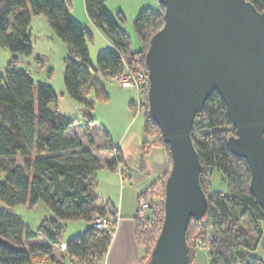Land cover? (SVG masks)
<instances>
[{"label":"trees","instance_id":"16d2710c","mask_svg":"<svg viewBox=\"0 0 264 264\" xmlns=\"http://www.w3.org/2000/svg\"><path fill=\"white\" fill-rule=\"evenodd\" d=\"M106 1L85 0L88 16L113 44L112 48L98 53L94 66L87 44L91 30L73 18L67 0H0V46L13 53L0 77V171L5 174L0 181V200L9 206L25 203L34 206L43 201L55 215L44 219L33 231L18 215L1 211L0 237L7 243L0 244V264H30L33 254L39 255L40 260L44 258L47 264H65L66 256L75 264H97L107 254L119 212L111 201L98 205L95 179L101 168L116 170L125 162L122 150L113 144L109 131L103 128L105 142L101 149L114 154L112 159L95 154L92 139L85 145L78 134L67 137L75 119L58 110L54 88L47 83L36 84L28 72L17 68L18 55L33 52L30 32L33 14L45 15L54 34L67 44L66 91L84 109V130L90 132L96 123L92 115L95 103L86 95L94 90L97 100L107 96L97 76L115 79L128 68L147 72L145 53L152 36L165 22L163 6L161 10H141L134 20L135 36L140 43L139 49H135L132 37L121 25L125 15L111 14ZM249 1L264 11V0ZM147 93L148 86H144L140 105L134 100L129 102L131 110L143 111L146 117L142 156L152 146L159 145L166 149L170 161L169 146L149 115ZM197 130L202 131L200 137L194 134ZM235 133L226 105L215 91L196 115L192 129L204 167L201 181L208 194L209 208L203 219L192 217L190 220L189 264H197L196 248L203 247L208 248L210 264H264L263 257L252 253L259 247L264 250L261 226L264 209L249 188L251 173L247 160L236 156L228 147L227 139ZM213 169L228 181V192H208L203 174ZM167 173L138 197V205L144 197L150 203L145 217L140 216V207L137 213L136 237L145 249L141 263L150 257L161 231ZM157 212L161 217H157ZM104 216L114 219L109 230L98 229L93 224L95 219ZM74 220H84L89 226L84 234L65 241L61 222ZM40 235L45 243L26 247V241ZM62 243H66L62 258H56L53 246L60 247Z\"/></svg>","mask_w":264,"mask_h":264},{"label":"water","instance_id":"95a60500","mask_svg":"<svg viewBox=\"0 0 264 264\" xmlns=\"http://www.w3.org/2000/svg\"><path fill=\"white\" fill-rule=\"evenodd\" d=\"M158 1L165 22L145 53L147 99L171 162L161 231L141 264H189L190 220L209 208L192 129L215 91L236 130L228 147L247 160L249 188L264 209V11L249 0Z\"/></svg>","mask_w":264,"mask_h":264},{"label":"rangeland","instance_id":"374dc122","mask_svg":"<svg viewBox=\"0 0 264 264\" xmlns=\"http://www.w3.org/2000/svg\"><path fill=\"white\" fill-rule=\"evenodd\" d=\"M71 2L73 6L72 12L77 16L78 20L84 24L85 21L81 15V11L85 12L83 0H71ZM141 3H143V5H140ZM147 4H150L154 10L162 9V5L158 0H108L106 5L114 16H117L119 12L117 9L118 6L123 8L125 20L121 22V25L122 28L132 36L135 48L139 46V42L135 36L134 20L142 10L140 8H146ZM70 10H72L71 7ZM91 30L92 33L87 39V44L90 50L91 62L96 66L98 53L107 49L104 47L105 38L92 26ZM30 32L33 41V52L31 54H19L17 68L28 72L36 84L42 82L51 85L58 96V110L75 119V124L71 128V131H82L87 142L90 139L94 141L95 154L103 157H106V155L109 156L107 152L101 149V146L104 144L102 131L94 126L90 132H85V111L66 91L64 82V59L69 55L66 42L54 34L46 16L43 14H33ZM50 32L53 33L52 36L55 37L54 40L49 37ZM12 57L13 53L8 48L0 46V77L4 74L8 62ZM93 74H96L94 70ZM97 77L101 85L105 88L107 96L104 100H97L94 90H90L87 93L86 98L95 103L92 115L96 119V123L99 125L98 127L109 131L113 144L117 145L120 142L121 145L123 142L125 148L127 147V158L130 161L131 159L135 160L137 154L141 155V144L146 121L143 111L135 113V111L129 108V102L131 100L138 101V95L133 89L122 87L114 78ZM194 134L200 137L202 131L197 130ZM157 137L159 140V134ZM112 142L110 144H112ZM147 167L150 168L149 165ZM4 177L5 174L0 171V181L3 180ZM203 181L208 187L209 193L228 192L230 190L228 181L218 170H208L203 174ZM132 184H134V182L130 181L129 177H126L123 183H121V181L117 182L116 178L111 176V172L108 168H101L97 172V177L95 179V191L105 199L107 198L105 194H110L113 201L119 204L117 201H120V199L122 200V197L126 198L125 201L127 200L129 190L132 189ZM151 186L152 184L146 190ZM144 199L147 201L145 197ZM147 203L150 205L149 201H147ZM1 211L18 215L33 231L39 228L44 219H51L55 216L53 211L43 201H39L34 206H31L29 203L9 206L0 200V212ZM157 211H160V207L157 208ZM158 212L157 217H161V213ZM61 224L64 225L62 237L65 241L84 234L89 226L84 220L62 221ZM261 226L264 232V221L261 223ZM194 235L195 233L192 235V239ZM45 242V238L40 235L39 238L28 240L25 243L26 247H28L32 243ZM53 250L55 257L61 259L63 255L61 246H53ZM253 254L264 258L262 247L255 250ZM196 258L197 264H210L208 251L204 247L196 248ZM64 263L75 264L68 256L65 257ZM30 264L47 263L44 258L40 260L39 255L33 254Z\"/></svg>","mask_w":264,"mask_h":264},{"label":"crops","instance_id":"0c3cea01","mask_svg":"<svg viewBox=\"0 0 264 264\" xmlns=\"http://www.w3.org/2000/svg\"><path fill=\"white\" fill-rule=\"evenodd\" d=\"M67 1L69 2V6L72 9L70 10V12L73 18L76 21H78L80 24L87 26L90 30H91V26L94 27L105 38V43H104L105 49L112 48L113 44L95 26V24L92 22V20L88 16V13L85 7V0H83V2H84V8H85L86 14L84 11H81V15L83 16L84 21H85L84 24L81 23L78 20L77 16L72 12L73 6H72L71 0H67ZM107 2L108 0L106 1V5H107ZM140 5H143V3H141ZM146 8L153 9L150 4H147ZM107 9L109 10L108 6H107ZM117 9L119 12L124 13L122 7L118 6ZM140 9L143 10V8H140ZM91 33H92V30H91ZM52 35L53 33L50 32L49 37L52 40H54L55 37H53ZM138 45L139 46L137 48L135 47L134 48L139 49L140 43ZM94 126H96V128L100 130L102 129L101 127H98L99 125H97V123L93 124L91 129H93ZM72 127L73 126H71L69 130L67 131V137H72L75 134H78L82 137L81 140L86 145L88 142L86 141L83 132L82 131H71ZM143 138H144V134H143ZM104 142H105V139H104ZM142 143H143V140H142ZM117 146L120 147V149L122 150L123 156L125 158V162L120 164L119 168L116 170H110V169L108 170H110L111 176L115 177L117 182L121 181V183H123L124 179L126 177H129L130 181H133L134 184H132V189L129 190V195L127 196V200L125 201L126 198L122 197V200L120 199V201L119 200L117 201L119 204L113 201V198L110 196V194H105L106 195L105 197H107L106 199L103 196H100L97 194L98 195V201H97L98 205H101L105 201H111L118 208V212H119L117 222L114 226L115 234L112 236L111 244L109 246L107 254L105 258L102 261L98 262L97 264H140L144 257L145 249L143 246L139 244L137 237H136L137 226H138L137 213L139 212L138 197L151 184L156 183L159 179H161L164 176V174H166L169 171L170 169L169 155L163 146L154 145L151 147L149 153L145 156V158L142 156V152H141V155L137 154V156L135 157V160L131 159L130 161L127 158V154H128V151L126 150L127 147L125 148L123 142L121 143V145L119 142ZM139 156L141 157V159ZM108 157L112 159L114 157V154L109 155ZM148 165L150 168L147 167ZM104 168L106 167H103V169ZM253 252L254 251H252V253ZM263 256H264V250H263Z\"/></svg>","mask_w":264,"mask_h":264},{"label":"built area","instance_id":"2783aa9c","mask_svg":"<svg viewBox=\"0 0 264 264\" xmlns=\"http://www.w3.org/2000/svg\"><path fill=\"white\" fill-rule=\"evenodd\" d=\"M118 83L124 88H130L136 91L138 95V101H136L140 105V97L141 91L144 86H149L148 73L144 70H133L128 68L122 75L115 78ZM140 207V216L145 217L147 210L150 209V205H148L147 201L144 198H140L139 200ZM146 208V209H144ZM119 216V215H118ZM117 216V218H118ZM114 219L112 216H104L98 217L94 221V226L101 230H109L113 225ZM112 236L115 234V229L112 231ZM66 248V243L61 244V249L64 250ZM208 249V248H206Z\"/></svg>","mask_w":264,"mask_h":264}]
</instances>
